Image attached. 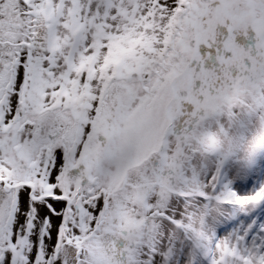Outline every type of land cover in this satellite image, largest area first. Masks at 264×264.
Returning a JSON list of instances; mask_svg holds the SVG:
<instances>
[{
	"label": "snow or ice",
	"instance_id": "snow-or-ice-1",
	"mask_svg": "<svg viewBox=\"0 0 264 264\" xmlns=\"http://www.w3.org/2000/svg\"><path fill=\"white\" fill-rule=\"evenodd\" d=\"M258 85L264 0H0V264H264V171L187 190ZM197 200L230 209L202 251Z\"/></svg>",
	"mask_w": 264,
	"mask_h": 264
},
{
	"label": "clouds",
	"instance_id": "clouds-1",
	"mask_svg": "<svg viewBox=\"0 0 264 264\" xmlns=\"http://www.w3.org/2000/svg\"><path fill=\"white\" fill-rule=\"evenodd\" d=\"M186 147L196 154L199 172L198 183L189 184V191L202 190L199 185L213 169L239 180L264 167V85L240 91L230 103L221 102L190 133ZM229 210L215 201H194L183 223L195 250L202 251L200 245L219 233Z\"/></svg>",
	"mask_w": 264,
	"mask_h": 264
},
{
	"label": "rangeland",
	"instance_id": "rangeland-1",
	"mask_svg": "<svg viewBox=\"0 0 264 264\" xmlns=\"http://www.w3.org/2000/svg\"><path fill=\"white\" fill-rule=\"evenodd\" d=\"M262 171H264V167H260V168L256 171V173L259 174V173L262 172ZM187 175H188V178L191 179V172H188Z\"/></svg>",
	"mask_w": 264,
	"mask_h": 264
}]
</instances>
